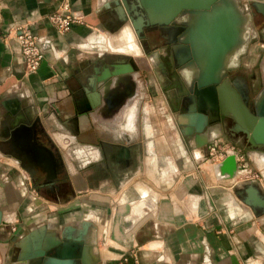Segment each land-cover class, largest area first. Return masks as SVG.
<instances>
[{"label":"crops","instance_id":"0c3cea01","mask_svg":"<svg viewBox=\"0 0 264 264\" xmlns=\"http://www.w3.org/2000/svg\"><path fill=\"white\" fill-rule=\"evenodd\" d=\"M61 1L0 0V114L10 101L19 103L25 98L32 102L51 135L62 132L64 142L56 140L58 135L54 140L64 152L69 145L84 147L73 144L70 133L59 129L64 126L60 120L75 113L76 75L84 61L95 53L109 52L129 54L142 68H150L151 63L130 19H120L113 0H67L83 23H74L66 32H59L45 18ZM27 20L40 38L44 56L35 72L22 76L23 57L15 30ZM253 22L248 38L258 36V40L242 49L241 58L248 80L264 78V15L255 12ZM151 93L138 107L139 131H132L138 150L131 171L105 175L78 165L71 172L74 194L57 203L28 190L23 169L15 166L14 158L17 164L0 171L10 187L5 197L0 193V208L5 217L12 218L7 221L12 223V232L0 227V264H29L31 259L22 260V255L34 243L65 227L75 234L84 220L89 222L86 237L91 264H130L122 259L130 250L142 264H264V205L245 201L252 183L264 196V150H246L248 163L261 175L245 184L234 185L244 170H235L232 179L215 173L201 175L196 164L207 153L209 140L221 131H209L200 141L195 134L184 136L179 115H169L155 77ZM154 100L160 120H155L154 106L150 107ZM230 135L243 139L236 130ZM243 146L249 145L244 142ZM66 160L73 165L71 159ZM216 168L221 172L219 165ZM26 193L38 203L20 201ZM13 248L17 257L10 258Z\"/></svg>","mask_w":264,"mask_h":264},{"label":"water","instance_id":"95a60500","mask_svg":"<svg viewBox=\"0 0 264 264\" xmlns=\"http://www.w3.org/2000/svg\"><path fill=\"white\" fill-rule=\"evenodd\" d=\"M113 2L120 19L126 21L129 18L139 37L141 27L148 23H154V28L159 27L171 34L173 47L170 57L180 61L177 71L193 91L185 106L186 112L180 116L185 134L194 133L200 141L201 134L209 130L219 131L226 119L232 117L235 120V129L233 126L232 130L239 132L248 143L246 148L264 150V78L249 81L237 74L242 69V49L258 40V36L249 40L248 33L250 26L255 25V12L264 15V0L245 3L241 0ZM155 58H158L157 52ZM15 106H19L17 100ZM38 119L31 124H16L7 142L12 146L10 152L15 158L22 159L23 154L26 155L31 164L51 178L63 165V160L60 153L37 142ZM218 164L220 171L229 178L239 168L233 153ZM247 192V203L264 205V196L254 183ZM3 217L0 208V226L5 223ZM88 226L89 222L84 220L75 234L68 227L57 235L50 233L34 243L33 248L22 255V260L31 259L33 264H91L87 255Z\"/></svg>","mask_w":264,"mask_h":264},{"label":"flooded vegetation","instance_id":"af4514ba","mask_svg":"<svg viewBox=\"0 0 264 264\" xmlns=\"http://www.w3.org/2000/svg\"><path fill=\"white\" fill-rule=\"evenodd\" d=\"M139 33L140 46L150 60V68L136 65L129 54L101 52L88 57L77 72L75 113L60 120L64 126H59V129L70 133L73 144L84 146L81 150L85 157L81 158L79 165L81 170L94 169L97 173L105 175L122 170L131 171L136 161L135 150H138V138L132 131H139L138 107L140 100L151 97L154 77L160 83L169 106L168 111L172 114L177 113L180 118L187 110L185 106L190 101L193 91H190L188 83L183 81L177 71L180 61L172 60L170 57L173 47V42H170L171 34H167L159 27L154 28V23L144 24ZM156 52L158 58L154 60ZM238 72L237 74L246 77L243 69ZM253 80L254 78H251L249 81ZM23 99L19 106L10 101V106L5 107L0 114V151L13 157L19 167L26 172L27 175L22 174L25 185L33 186L36 192L53 202L65 201L75 190L71 178L74 162L71 161L72 166L67 162L61 145H58L54 135H51L42 124L34 104ZM130 108H133V115L131 112L129 114L130 117L132 115L131 119L128 116ZM36 119H38L35 131L37 142L60 153L63 160V165L51 178L39 167L31 164L26 155L23 154L22 159L15 158L10 152L13 148L7 142L16 124L20 122L31 124ZM234 122L232 117H228L219 130L221 132L225 130L226 135L231 134ZM184 136L187 135L184 133ZM8 255L10 258L17 257V251H14V248L10 249Z\"/></svg>","mask_w":264,"mask_h":264},{"label":"rangeland","instance_id":"374dc122","mask_svg":"<svg viewBox=\"0 0 264 264\" xmlns=\"http://www.w3.org/2000/svg\"><path fill=\"white\" fill-rule=\"evenodd\" d=\"M252 25L250 26V28H249V31H252ZM248 34H250V33H248ZM100 46V45H99ZM98 46V47H99ZM97 47V48H98ZM96 48V49H97ZM254 80H258V81H261V77H259V78H257V79H254ZM152 97V96H151ZM154 98V97H153ZM142 100H145V98L144 99H142ZM152 106H154V114H155V120H160V116H158V114L160 113L157 109H158V105H157V102L154 100V102L152 101L151 103H150V107H151V110H152ZM169 115H172L171 113H169ZM172 118V117H171ZM169 119V118H168ZM174 120V119H173ZM170 121V120H169ZM160 123V122H159ZM179 125H182V123H180V119H179ZM171 126V125H170ZM175 127H177L176 125H175ZM234 127H235V125H234ZM216 131L214 130L213 131V134L215 133ZM62 132L61 131H57L56 133H54V139L56 138V137H58L59 136V138H56V140L58 139V140H60V141H63V139H62V134H61ZM55 134H56V136H55ZM205 134H207V133H205ZM58 135V136H57ZM204 134H201L200 135V137L202 138V136H203ZM188 137V136H187ZM232 137V135H230V134H225V130H222V132H221V134L219 135V136H217V137H215V138H213V139H211V140H209V142H208V151H207V153L205 154V156L203 157V158H201V160L196 164V169L198 170V172L201 174V175H208V174H213V173H215V174H218L221 178H223V179H227L228 177H225L224 175H225V173L224 174H222L221 172H219L218 170H217V168H216V166L217 165H219L218 163H220V162H222L223 160H224V158L229 154L227 151H226V149H228V148H230L231 146H234L235 147V149L237 148V149H239V150H241V152H242V154H244V159H241V160H238L237 158V161H238V166H239V168H237L238 170H244V172L243 173H239L238 174V176H237V178H238V180H237V182L234 184V185H236L237 183H238V185L240 184V185H242V184H245L246 182H248L249 180H251L252 179V177L253 178H258V175H261V174H259V171H258V169L257 168H253L252 166H251V164H249L248 163V161H249V156L247 155V148H246V146H243L244 145V139H240V140H238L237 138H231ZM197 137H195V139H196ZM206 139H207V136H206ZM237 139V140H236ZM57 140V141H58ZM56 141V142H57ZM64 142V141H63ZM217 144V150L216 151H212V149H211V147L213 146V145H216ZM81 147V146H80ZM80 147H74L73 148V146L72 145H69L68 147H66V148H63L64 149V153H65V156H66V158H68V160H70L71 159V161H73L74 162V168L75 169H77V167H78V165H80V162H81V158H83V157H85L84 155L85 154H83V151L80 149ZM84 149V148H83ZM231 153H233V154H235L236 155V152H231ZM230 153V154H231ZM15 165V164H17L16 162H14V159H13V157H7V155L6 156H4L3 157V160L2 161H0V168H4L5 166L6 167H9L10 165ZM4 166V167H3ZM15 166H17V168H19V165H15ZM2 169H0V171L2 170ZM11 172H13L14 170H15V168H11V169H9ZM72 170H73V168H72ZM17 171H18V169H17ZM21 173H23V174H25V175H27L26 174V172L24 171V170H21ZM20 171H18V172H15V174L17 175V177H18V179L20 178L19 176H20ZM221 174V175H220ZM6 175V174H5ZM229 179H232V178H229ZM28 186V189H30L31 191L33 190V186H30V185H27ZM29 186H30V188H29ZM8 189H10V187H9V183L7 182V180L5 179V177L3 176V177H0V193L2 194V197H5V191H7ZM33 193L34 194H36L35 196H38V195H40V193L39 192H36L35 190L33 191ZM0 194V195H1ZM29 193H26L23 197H22V199L20 200V201H22L23 203L24 202H28V205L29 204H31V205H34V203L35 204H37L38 202H37V200L36 199H34L35 197H32V198H30L31 196H33V195H28ZM26 196H29V197H27L26 198ZM3 206V201H2V198H0V206ZM3 211V210H2ZM4 219L6 220V221H9V220H11L12 218L9 216V217H5L4 216ZM12 223H9V222H5V223H3L1 226L4 228V230L6 231V232H8V231H10L11 229H10V226L9 225H11ZM0 226V227H1ZM15 228V227H14ZM13 228V229H14ZM10 232H12V231H10ZM8 258V257H7Z\"/></svg>","mask_w":264,"mask_h":264},{"label":"built area","instance_id":"2783aa9c","mask_svg":"<svg viewBox=\"0 0 264 264\" xmlns=\"http://www.w3.org/2000/svg\"><path fill=\"white\" fill-rule=\"evenodd\" d=\"M48 21L59 31L66 32L74 23H83V18L80 14L73 12L71 4L67 0H62L56 8L46 14ZM31 21H23L16 26L15 36L19 44L20 51L23 57L22 76H26L35 72L44 56L40 38L31 28ZM212 151L217 150V144L211 147ZM228 153L236 152L238 160L244 159V154L241 150L235 149L234 146L226 149ZM6 156L0 151V161ZM124 261L130 264H142L136 256L134 250H130L122 256ZM131 259V261H130Z\"/></svg>","mask_w":264,"mask_h":264},{"label":"bare ground","instance_id":"6f19581e","mask_svg":"<svg viewBox=\"0 0 264 264\" xmlns=\"http://www.w3.org/2000/svg\"><path fill=\"white\" fill-rule=\"evenodd\" d=\"M184 118L187 120L186 117H184ZM209 131H210V130H209ZM186 135H187V136H191V135H194V133H192V134H191V133H187ZM200 139H201V138H200ZM205 139H206V136H205V138H204L203 140H205ZM201 140H202V139H201ZM204 142H205V141H204ZM235 156H236V155H235ZM236 158H237V156H236ZM236 170H238V169H236ZM3 219H4V217H3ZM4 221L7 222L5 219H4ZM29 264H33V262L30 261Z\"/></svg>","mask_w":264,"mask_h":264}]
</instances>
